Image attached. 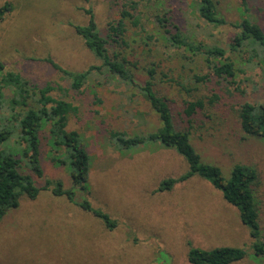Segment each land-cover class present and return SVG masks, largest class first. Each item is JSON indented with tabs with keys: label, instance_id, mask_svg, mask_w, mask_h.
I'll return each mask as SVG.
<instances>
[{
	"label": "rangeland",
	"instance_id": "rangeland-1",
	"mask_svg": "<svg viewBox=\"0 0 264 264\" xmlns=\"http://www.w3.org/2000/svg\"><path fill=\"white\" fill-rule=\"evenodd\" d=\"M134 1L138 25H127V47L116 51L137 66L130 69L139 85L144 84L147 69L154 71L155 90L166 99L178 129L188 128L185 102L216 96L213 109L208 107L192 118L191 143L201 161L219 167L225 178L238 164L256 170L255 197L264 238V138H244L236 117L242 104L264 102V64L249 63L241 54L228 51L239 32L233 25L243 18L264 32V0H247L246 11L238 0H213L218 15L227 22L220 27L199 17L194 8L197 0ZM5 3L14 10L0 23V62L38 88L49 84L67 90H56L52 96L78 108L67 130L80 134L91 159L87 188L76 190L75 200H87L116 220L117 226L109 230L101 219L65 196L41 190L35 200L22 197L19 207L0 223V264H189L190 248L221 247L246 250V258L235 264H264V259L253 260L254 240L238 210L209 182L194 176L171 191H158L164 180L189 171L174 149L152 142L123 149L111 141V130L127 137L147 136L160 126L139 93L100 76L91 77L80 92H74L69 81L44 61L50 58L74 72L99 66L73 26L86 25L90 10L105 37L107 24L119 18L121 0H0V7ZM157 17L164 23L159 24ZM166 31H179L189 42L227 50L226 57L235 64L236 84L214 76L204 56L171 47ZM200 77L204 80L197 82ZM95 96L101 106L95 105ZM9 112L0 111V130ZM207 112L211 117L205 119L201 114ZM40 138L42 179L32 173L17 136L0 150L18 154L19 172L31 175L37 187L42 188L46 180H60L65 189L72 188L69 163L60 167L53 162L47 130Z\"/></svg>",
	"mask_w": 264,
	"mask_h": 264
},
{
	"label": "trees",
	"instance_id": "trees-1",
	"mask_svg": "<svg viewBox=\"0 0 264 264\" xmlns=\"http://www.w3.org/2000/svg\"><path fill=\"white\" fill-rule=\"evenodd\" d=\"M88 1V0H84ZM119 18L107 24L106 36L98 30L93 13L88 10V23L84 26H73L76 34L83 40L88 51L100 62L99 66H91L85 71H69L52 59L44 61L62 77L69 81V89L80 92L93 76H100L105 80L117 82L132 92L139 93L148 103L150 109L157 115L160 126L147 136L134 135L127 137L126 133L111 130V141H117L123 149L136 147L145 142L160 143L163 147L174 151L188 164L189 171L179 178L167 179L161 182L158 191H171L173 187L196 176L209 182L214 189L221 192L223 200L235 207L239 212L241 223L249 229L254 240L252 250L254 261L264 259V238L261 236L259 226V209L255 197V188L258 185L256 170L251 166L235 165L225 178L221 169L215 165L205 164L201 156L191 143L192 118L198 113L213 109L216 96L207 101L197 100L185 102L183 115L187 118L188 128H176L170 107L165 98L159 96L155 90L154 71L147 69L146 80L139 85L130 69L131 65L116 49L127 47V25H138L136 11L138 4L134 0H121ZM240 7L247 10V0H238ZM118 6V3H117ZM195 10L199 17L209 25L220 27L227 24L216 10L213 0H197ZM14 10L10 3L0 7V23ZM164 23V18L156 20ZM164 27V26H163ZM239 32L230 40L228 51L241 54L242 58L251 63L259 61L264 64V32L248 18H243L233 25ZM168 43L173 48H184L195 55L205 57V62L211 73L219 79L235 85L236 68L230 58L226 57L227 50L218 47H205L189 42L179 31L169 34ZM197 82L204 78H196ZM56 90L67 92L61 88L46 85L42 88L32 85L19 73L6 70L0 62V111L5 114L10 110V116L5 119V127L0 130V146L8 143L15 135L20 146L25 148L23 157L28 159L32 173L43 178L41 169V138L40 134L47 130L49 145L53 154V162L60 167L69 163L70 178L73 187L65 189L60 180H46L43 187H37L31 175L19 172L20 159L18 154L11 150H0V223L7 213L19 207L22 197L35 200L41 190L50 189L55 197L65 196L70 203H74L82 210L93 214L102 220L104 226L114 230L117 221L107 214L96 210L87 200L77 203L76 190L87 188L88 173L90 170V156L82 143L81 136L76 131H68L69 118L78 114V108L63 98H55L52 93ZM96 106L102 101L95 96ZM205 119L210 113L201 114ZM236 117L244 138H264V102L258 104L244 103L236 111ZM107 132V133H108ZM117 144V145H118ZM118 146V147H119ZM120 148V147H119ZM85 193V192H84ZM247 252L243 248L221 247L212 250L190 248L187 253L189 264H235L243 261Z\"/></svg>",
	"mask_w": 264,
	"mask_h": 264
}]
</instances>
